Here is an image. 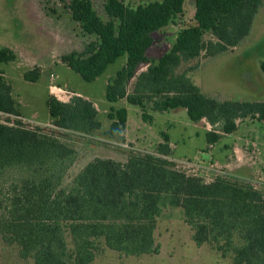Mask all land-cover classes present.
<instances>
[{
  "label": "trees",
  "instance_id": "1",
  "mask_svg": "<svg viewBox=\"0 0 264 264\" xmlns=\"http://www.w3.org/2000/svg\"><path fill=\"white\" fill-rule=\"evenodd\" d=\"M189 1L163 0L134 9L124 0H105L104 19L93 0H62L63 9L93 40L61 60L90 83L126 56L125 67L107 85V100H126L148 122L154 120L149 111L185 110L192 122L212 127L206 138L214 146L248 119L264 125V101L206 95L178 70L239 46L264 0H193V24L180 29L171 49L154 61L149 56L154 34L174 23ZM14 61L11 49H0V63ZM142 65L147 69L138 74ZM39 76L35 68L25 80L37 82ZM47 106L51 128L26 127L13 87L0 73V242L16 246L21 260L94 264L106 248L124 257L159 255L158 218L179 209L197 247L209 246L231 264H264L263 190L229 176L208 182L178 169L167 134L154 153L131 152L125 161L96 158L64 186L78 159L67 132L94 135L102 124L95 105L79 95L64 102L49 94ZM108 118L112 123L101 134L126 144L127 109L111 108Z\"/></svg>",
  "mask_w": 264,
  "mask_h": 264
},
{
  "label": "rangeland",
  "instance_id": "2",
  "mask_svg": "<svg viewBox=\"0 0 264 264\" xmlns=\"http://www.w3.org/2000/svg\"><path fill=\"white\" fill-rule=\"evenodd\" d=\"M69 1V0H64ZM163 0H124L130 8H137ZM99 15L106 19L105 0H93ZM53 9L56 13H52ZM194 2L190 0L184 13L169 27L154 34L155 43L149 51L154 61L169 51L177 33L183 27L193 24ZM209 40L211 37L206 36ZM93 37L86 36L78 23L63 9L62 0H0V49L9 48L16 55V61L0 63V73L13 87V96L20 104L21 121L29 128H51V116L47 106L49 94L61 101H69L79 95L91 101L98 110L102 130L98 134L83 135L67 132L75 145L78 159L67 174L64 186L89 162L96 158L125 161L129 153H154L164 142L163 134L170 138L173 147L171 160L176 167L188 174L197 175L211 182L216 176H229L250 183L264 190V184L253 176L258 163V175L264 179V125L248 119L240 124L239 130L227 136L218 144L211 159L207 132L212 127L206 122H192L185 110H170L165 113H149L152 122L144 121L141 109L126 100L111 103L106 98V88L117 72L125 67L127 57L110 65L106 72L94 82H86L68 68L61 57L73 51H83ZM264 8L257 14L250 35L237 47L217 55L184 63L178 72H187L192 81L206 95L222 99L241 101H264ZM38 68L37 82L25 80V75ZM142 65L138 74L145 71ZM134 80L130 83L131 89ZM55 93H51V92ZM56 94V95H55ZM111 108H126L128 122L126 144L104 138L108 130ZM239 150L242 156L238 169H229L223 164L225 157ZM208 151H214V148ZM211 161H204V156ZM215 160L220 162L215 165ZM235 161L238 157H235ZM231 174L235 175L232 176ZM237 176V177H236ZM193 231L186 224L181 210L166 211L158 218L156 240L161 245L159 255L124 257L105 249L94 264H231L209 246L197 247L192 240ZM0 264H32L19 258L18 248L0 242Z\"/></svg>",
  "mask_w": 264,
  "mask_h": 264
},
{
  "label": "crops",
  "instance_id": "3",
  "mask_svg": "<svg viewBox=\"0 0 264 264\" xmlns=\"http://www.w3.org/2000/svg\"><path fill=\"white\" fill-rule=\"evenodd\" d=\"M51 93H55V92H51ZM56 95V94H55ZM64 102H67V101H64ZM203 122V121H202ZM201 122V123H202ZM243 123H245V122H243ZM243 123H241V124H243ZM239 127H240V125H239ZM127 129V128H126ZM239 130V129H238ZM210 131V130H209ZM208 131V132H209ZM237 132V131H236ZM235 132V133H236ZM235 133H233V134H235ZM233 134H231V135H225L223 138H225V137H227V136H232ZM222 138V139H223ZM221 139V140H222ZM221 140H220V142H221ZM220 142H218L216 145H214V146H210V145H208V148L206 149V151H205V153H211L212 155H211V159L213 158V156L215 155V153L218 151L217 150V147H218V144L220 143ZM170 147H171V150L173 151V147L171 146V144H170ZM214 148V151H208V149L209 150H211V149H213ZM235 157H238V160L237 161H235L234 159H235ZM204 161H211V159H206V157H205V155L204 156H202L201 157ZM242 158V156L239 154V150L236 148L235 150H234V152H230V155L229 156H226L225 157V160H226V162L223 164L225 167H228L229 169H238L239 167H242V166H244L245 164H243V163H240L239 162V159H241ZM254 163H255V165H256V171L255 172H253V176H255V177H258L259 179H258V181L259 182H261L262 184H264V179H262V177L260 176V175H258V171L259 170H257L258 169V163L256 162V160L254 161ZM220 164V162L218 161V160H215V165H219ZM232 176H235V175H233V174H231ZM237 177V176H236ZM256 187V186H255ZM259 189V188H258ZM260 190H263V189H260ZM264 191V190H263Z\"/></svg>",
  "mask_w": 264,
  "mask_h": 264
}]
</instances>
